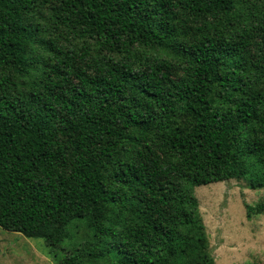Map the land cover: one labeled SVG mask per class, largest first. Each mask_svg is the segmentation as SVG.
<instances>
[{"label":"trees","instance_id":"trees-1","mask_svg":"<svg viewBox=\"0 0 264 264\" xmlns=\"http://www.w3.org/2000/svg\"><path fill=\"white\" fill-rule=\"evenodd\" d=\"M231 179L264 188V0H0V227L216 264L195 188Z\"/></svg>","mask_w":264,"mask_h":264},{"label":"rangeland","instance_id":"rangeland-1","mask_svg":"<svg viewBox=\"0 0 264 264\" xmlns=\"http://www.w3.org/2000/svg\"><path fill=\"white\" fill-rule=\"evenodd\" d=\"M195 195L216 264H264V188L231 179L197 186ZM0 264L58 263L44 239L0 227Z\"/></svg>","mask_w":264,"mask_h":264}]
</instances>
